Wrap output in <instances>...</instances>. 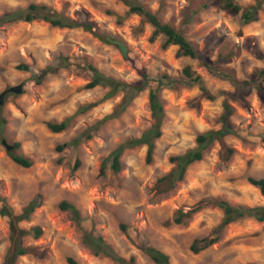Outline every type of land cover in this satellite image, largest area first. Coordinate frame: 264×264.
<instances>
[{
    "label": "rangeland",
    "instance_id": "rangeland-1",
    "mask_svg": "<svg viewBox=\"0 0 264 264\" xmlns=\"http://www.w3.org/2000/svg\"><path fill=\"white\" fill-rule=\"evenodd\" d=\"M138 1L163 22L180 28L205 60L235 77L247 79L264 68L259 57L264 54V3L258 19L243 24L239 15L219 8L220 0ZM234 1L242 6L253 3ZM31 2L45 3L65 17L88 24L101 39L82 27L57 28L42 20L0 24V92L22 84L21 92L6 93L0 105L6 119L0 134V197L18 214L36 194L41 195V204L29 219L17 224L27 231L21 245L32 247L34 253L19 256L15 264H70L68 258L76 264H117L102 254L94 255L83 244L84 231L101 235L121 257L133 256L137 264H155L141 250L147 245L167 253L170 264H264V222L244 218L230 223L217 232L215 243L193 253L189 246L195 238L216 235L212 230L221 220V209L209 205L181 224L172 220L177 209L186 211L205 197L264 204V197L247 180L264 177V102L256 91L230 98L227 93L233 87L227 80L210 73L197 58L177 56L176 45L162 48V34L150 41L153 27L138 15L117 23L108 11L124 14L127 7L119 0H0V15ZM186 16L189 21L181 24ZM106 36L125 45L126 57ZM86 64L128 83L139 80V70L145 68L150 82L124 108L125 92L118 91L75 114L63 131H50L47 122H58L107 92L100 85L84 87L90 80ZM185 69L199 75L215 99L201 97L197 84L161 88L162 133L154 139L151 163L145 162V145L126 148L115 172L112 151L154 122L149 88L163 74L181 78ZM223 99L233 107L229 120L235 134L225 136L223 143L214 141L201 160L187 167L181 181L171 190L160 191L156 179L173 167L169 157L195 146L199 132L221 127ZM116 111L118 116L98 123ZM74 138L77 143H70ZM2 139L12 146L9 150ZM15 142L19 147H14ZM62 143L64 148L57 150ZM225 147L233 149L227 159ZM9 151L29 157L32 165L16 164ZM63 200L75 209H60ZM33 226L42 229L37 238ZM16 243V236L10 237L8 217L0 215V264Z\"/></svg>",
    "mask_w": 264,
    "mask_h": 264
},
{
    "label": "trees",
    "instance_id": "trees-1",
    "mask_svg": "<svg viewBox=\"0 0 264 264\" xmlns=\"http://www.w3.org/2000/svg\"><path fill=\"white\" fill-rule=\"evenodd\" d=\"M126 7L127 10L124 14H116L112 11H108L109 14L115 16L117 23H121L124 18L131 14H136L140 17L142 23H148L153 27L151 35L149 37L150 41H153L155 37L159 34H162L164 41L162 42V48H166L169 45H176V55L177 56H187L190 58H197L200 60L201 64L212 74L217 77L227 80L233 87L231 93H227V96L230 98H239L244 95L249 94L252 90H255L259 98L264 102V68L259 69L254 76H251L247 79H239L234 76L228 69L220 68L215 65V62L205 60L192 46V44L186 39L182 30L180 28H175L173 25L163 22L156 12L151 11L144 5H142L138 0H119ZM264 0H253V3L247 5H239L234 0H220L219 8L230 15H239L241 23L247 24L254 22L258 19L259 12L262 10V5ZM202 7H207V2L202 4ZM34 20H42L47 22L52 27L57 28H75L82 27L85 31L91 32L94 36L101 39L99 34H96L92 31L91 27L86 23H80L78 21L72 20L68 17L63 16L61 13L52 9L49 5L45 3L31 2L27 6L22 8H15L10 11L3 12L0 15V24L15 22V21H24L31 22ZM189 21V17H185L181 24H185ZM264 60V54L259 56ZM86 69L89 71L90 80L85 84V88L90 89L97 85L107 87V92L96 102L84 103L78 106L75 113L72 115L66 116L62 120L49 121L46 123L47 128L55 133L61 132L67 128L71 119L77 113H83L88 109L95 106L97 103H100L108 98L114 96L118 91L125 92L124 101L122 107L124 108L125 104L130 101V99L138 92L146 88L150 82L148 74L145 68L139 70L141 78L135 82H125L118 78H115L110 75H106L103 72L99 71L95 66L91 64L85 65ZM155 87L149 88L148 92V101L150 114L154 122L150 128L144 130L138 137H129L121 142L113 151H112V168L115 172L120 170V155L122 151L126 148H133L139 145L146 146L145 153V162L151 163L154 152V139L158 138L161 135V122L164 116V110L162 107V102L159 98V90L163 87L173 88L177 84H183L185 86L198 85L200 89V96L204 97L207 100H214L216 95L208 91L202 78L199 75H192L188 69L184 70V75L181 78H172L166 74L161 75L156 80ZM233 113V107L227 102L226 99L222 101V113L219 117L221 122V127L219 129H208L203 132H199L195 137V146L187 149L181 154L172 155L169 157V161L173 164L171 170L158 177L156 179V185L160 191L171 190L178 181H181L184 177L187 167L195 162L202 159L205 150L214 142L218 141L223 143V138L227 135L235 134L233 125L230 123L229 117ZM119 111H116L111 114L103 116V118L98 122L99 124L105 122L106 120L118 116ZM6 119L1 115L0 112V134L3 133ZM78 138H74L70 143L76 144ZM14 147H19V143H13ZM65 144H58L57 150H62ZM233 149L231 147H225V154L223 155L227 159ZM9 157L16 164L22 167H29L32 165V160L29 157H26L20 153H14L9 151ZM79 164V161L76 160L73 168L75 169ZM103 165H101V172ZM248 182L255 186L260 194L264 197V177L255 178L249 176L247 178ZM2 202V207L0 208V215L8 217V224L10 229L11 239L16 236V246L10 253L6 254L2 264H15L16 259L19 256L34 253L32 247L21 245V237L24 236L27 231L19 228L17 226L18 222L22 220H28L31 213L41 204V195L36 194L28 203L22 208L21 212L18 214H13L12 210L6 205L5 198L0 197ZM216 206L222 211V217L220 222L212 230L213 233H216L214 236H203L200 238H195L189 248L193 253H197L201 250L206 249L218 239V231L225 228L230 223L244 219L252 218L259 222H264V204L262 205H243V204H232L228 200L219 198V197H205L200 199L195 206L190 207L186 211L182 209H177L173 222L175 224H181L184 222V218H189L193 213L199 211L206 206ZM59 208L62 210H74L73 204L63 200L59 203ZM122 228H125L122 225ZM33 237L37 238L42 234V229L39 226H33L30 228ZM17 234V235H16ZM83 244L88 247L94 255H104L109 257L111 260L117 264H137L133 256L128 258L121 257L110 244H108L105 239L97 234L93 235L91 232L84 231L82 235ZM143 253H145L155 264H170L169 255L162 250L155 248L153 246L147 245L141 247ZM70 264H76V262L68 258ZM244 264H255L252 262H246Z\"/></svg>",
    "mask_w": 264,
    "mask_h": 264
},
{
    "label": "water",
    "instance_id": "water-1",
    "mask_svg": "<svg viewBox=\"0 0 264 264\" xmlns=\"http://www.w3.org/2000/svg\"><path fill=\"white\" fill-rule=\"evenodd\" d=\"M105 40L116 45L118 47L121 55L123 57H126V47L121 41H119L117 39H112L109 36H106ZM21 89H22V84L19 83V84L14 85V86H9L7 89L1 91L0 92V105L3 103V100H4L6 93H8V92L19 93V92H21ZM2 144L5 145L7 150H9L12 147L11 145L6 144L4 139H2Z\"/></svg>",
    "mask_w": 264,
    "mask_h": 264
}]
</instances>
